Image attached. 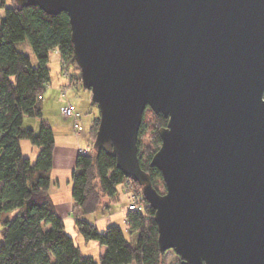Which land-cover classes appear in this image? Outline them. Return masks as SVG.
Instances as JSON below:
<instances>
[{
  "label": "water",
  "instance_id": "obj_1",
  "mask_svg": "<svg viewBox=\"0 0 264 264\" xmlns=\"http://www.w3.org/2000/svg\"><path fill=\"white\" fill-rule=\"evenodd\" d=\"M66 12L93 143L142 186L161 253L182 264H264V0H15ZM150 107L168 119L141 167Z\"/></svg>",
  "mask_w": 264,
  "mask_h": 264
},
{
  "label": "trees",
  "instance_id": "obj_2",
  "mask_svg": "<svg viewBox=\"0 0 264 264\" xmlns=\"http://www.w3.org/2000/svg\"><path fill=\"white\" fill-rule=\"evenodd\" d=\"M71 33L66 12L51 15L39 6L19 7L13 0L8 7L6 0H0V264H165L166 253H161L158 244L155 210L144 196L140 200L142 209L125 215L127 231L138 234L135 245L121 227L110 225L99 231L85 218L102 207L104 198L114 202L127 188L129 179L114 157L93 146L88 155L78 154L73 173L71 214L85 240L105 248L97 260L84 255L67 233L65 221L49 194L54 137L41 148L35 162L22 151L21 142L30 135L25 118L42 115L41 102L51 82L49 62L53 51H59L71 81L82 85ZM147 112L153 117L149 118ZM167 123L163 114L148 107L137 142L141 167L161 194L166 192L165 182L161 171L151 166V160L162 144L159 129ZM98 126L99 116L90 129L93 142ZM132 185L142 192L139 183L132 181ZM175 264H182L179 256Z\"/></svg>",
  "mask_w": 264,
  "mask_h": 264
},
{
  "label": "rangeland",
  "instance_id": "obj_3",
  "mask_svg": "<svg viewBox=\"0 0 264 264\" xmlns=\"http://www.w3.org/2000/svg\"><path fill=\"white\" fill-rule=\"evenodd\" d=\"M13 0H6V5L8 7L12 6ZM4 9L1 10V16L4 15ZM30 52V56L33 59V61H36L35 55L33 53V50L31 48L28 49ZM50 74L52 78H58L60 75L62 76V64L60 63V60L58 58V55L55 51H53L50 55ZM62 94V93H61ZM68 98L75 104L76 106V112L80 117V129L78 132L74 130L73 127V119H66L64 118L60 113V110L57 111V115L52 119V122L58 126H62L65 128L72 129V134L74 136L76 135H83L84 137L79 138L78 142L76 143V147L80 145L81 148H87L88 146H91L92 143V137L90 135V127L93 123V120L99 116V109L97 105H92L91 103V92L83 87V85H79L78 88L74 87L71 88L68 92ZM64 102H66L68 99L67 97L64 98ZM147 115L149 118H152L153 115L151 112H147ZM30 117H26V119H29ZM28 120H26L25 124ZM148 135V134H147ZM25 141V140H23ZM27 144V142H25ZM27 146V145H26ZM75 148V150H77ZM93 148V145H92ZM71 143H67L65 138H62V140L59 141L58 147L55 151V159L58 160V163H63L62 165H65V162L68 161L69 152L71 151ZM64 166H56V174H64V175H70L72 176L73 171L68 172L70 169H66L68 167H65V169L62 171V168ZM71 166L73 167V170L75 169L76 162H72ZM58 167V168H57ZM60 169V170H58ZM66 182H63V186H66ZM134 191H137L139 193V189H137L135 186L132 187ZM131 194L129 193V189L126 188L125 191L121 190V194L118 197V199L114 202L109 201L107 198H104V201L102 203V207L95 213L86 215V218H88L92 223L95 224V221L97 220L96 225H98L99 231H104L108 226L110 225H116L122 228L124 231V234L126 238L132 242V244H136L138 240V234H130L125 225V215L127 212V206L129 205V196ZM69 220L66 222V231L67 233L73 237L76 245H78L81 248V251L84 255H90L95 257L97 260H99L101 254L105 252V248L102 247L103 250H101L100 244H98L96 241L90 240L87 241L85 238L77 231L75 221L71 218V215H68ZM73 217V216H72ZM71 219V220H70ZM3 242L2 234H1V224H0V245ZM177 254L173 250H169L165 254L164 263L165 264H175L177 261ZM131 264H136L135 262Z\"/></svg>",
  "mask_w": 264,
  "mask_h": 264
},
{
  "label": "crops",
  "instance_id": "obj_4",
  "mask_svg": "<svg viewBox=\"0 0 264 264\" xmlns=\"http://www.w3.org/2000/svg\"><path fill=\"white\" fill-rule=\"evenodd\" d=\"M55 52L58 55L60 63L62 64V58L59 51L56 50ZM74 83V81H71L64 76L61 77L59 75L58 78L51 77V82L49 83L41 102L42 115L40 117H30L29 119H26L28 120L26 124V120L24 121V124L26 128H28L30 135L28 139L21 142V147L24 155L28 157L32 162L36 161L39 151L47 144L51 136H53L55 140V151L58 147L59 141L62 140V138H65L67 143H71L72 149L69 152L68 161L65 162L66 166L62 165L63 163H58V160L55 159L54 152V162L51 170V184L49 188V194L52 198L56 211L64 219L65 224L67 220H69V218H67L69 217L68 215H71V218L74 219L71 214L73 206V174L72 176L56 174L55 169L56 166H64V168H62V171L65 169V167H68L66 168L70 169L68 170V172L73 171L74 173L75 169L73 170L74 166H71V164L72 162H76L78 149L81 148L80 145L77 148L76 143L78 142L79 138L84 136L79 134L74 136L71 131L72 129L68 127L65 128L62 126H58L52 122V119L55 116H59V114L57 115V111H59L61 106L65 103L61 94L62 88L66 86H69V90L74 87L78 88L79 85ZM67 99L70 100L68 98V93ZM25 142H27V144ZM75 148H77V150H75ZM63 182L67 183L66 186H63ZM86 219L90 221L88 218ZM96 223L97 220L95 221V224ZM101 250H103L102 247Z\"/></svg>",
  "mask_w": 264,
  "mask_h": 264
},
{
  "label": "built area",
  "instance_id": "obj_5",
  "mask_svg": "<svg viewBox=\"0 0 264 264\" xmlns=\"http://www.w3.org/2000/svg\"><path fill=\"white\" fill-rule=\"evenodd\" d=\"M62 75L66 78L70 79L69 76V68L67 67V65H63L62 66ZM69 90V86L63 87L61 92H62V96L64 98L67 97V93ZM39 99H42V96H39ZM60 112L61 115L66 118V119H73V127L74 130L76 132H78V130L80 129V117L76 112V106L73 102H71L70 100H67L60 108ZM92 147L88 146L87 148H79L78 149V154H82V155H88L89 153H91L92 151ZM133 185H132V180L129 179L127 182V188L129 189V193L131 194L129 196V205L127 206V212L128 211H138L141 210L142 206H141V196H143L142 192L137 193V191H134L132 189Z\"/></svg>",
  "mask_w": 264,
  "mask_h": 264
}]
</instances>
